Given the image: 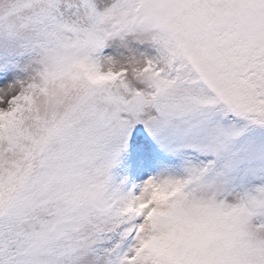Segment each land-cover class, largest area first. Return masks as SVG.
<instances>
[{"label":"rangeland","instance_id":"obj_1","mask_svg":"<svg viewBox=\"0 0 264 264\" xmlns=\"http://www.w3.org/2000/svg\"><path fill=\"white\" fill-rule=\"evenodd\" d=\"M129 157L136 230L97 252ZM12 201L5 264H264V0H0Z\"/></svg>","mask_w":264,"mask_h":264},{"label":"trees","instance_id":"obj_2","mask_svg":"<svg viewBox=\"0 0 264 264\" xmlns=\"http://www.w3.org/2000/svg\"><path fill=\"white\" fill-rule=\"evenodd\" d=\"M216 109L224 115H232L231 109L227 106L217 103ZM129 157L123 163L118 166V168L113 172V181H111L109 188L106 187L109 191L113 192V196L105 194L101 200L102 209L107 211V217L111 224H118L113 230L107 231L104 233L103 237L107 238L106 242L98 246L97 252L108 251L111 248H114L118 243V239L125 236L131 228V222L129 221V185L124 177L123 171L130 164ZM105 185H103L104 187ZM15 201H12L11 208L6 214L0 213V264H5L6 260L9 259L10 254L14 253L12 246L11 234L14 228V224L18 222L22 214H19L15 208ZM19 202H22V198H19ZM18 202V203H19ZM5 215V216H4ZM20 216V217H19ZM128 225L130 227L128 228ZM122 262V260H120ZM110 264H115L116 261L113 260L109 262Z\"/></svg>","mask_w":264,"mask_h":264}]
</instances>
